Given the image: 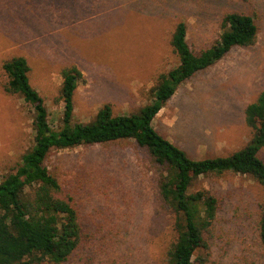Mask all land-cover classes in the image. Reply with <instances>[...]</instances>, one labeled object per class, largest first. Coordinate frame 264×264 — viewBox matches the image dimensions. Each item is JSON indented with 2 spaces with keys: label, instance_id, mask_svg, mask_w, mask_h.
<instances>
[{
  "label": "rangeland",
  "instance_id": "1",
  "mask_svg": "<svg viewBox=\"0 0 264 264\" xmlns=\"http://www.w3.org/2000/svg\"><path fill=\"white\" fill-rule=\"evenodd\" d=\"M228 10L254 16L257 42L234 47L183 83L154 120L194 159L229 156L252 138L245 110L264 90V0H0V180L34 145V109L5 92L4 61L28 60L53 127L62 123L61 71L70 65L85 76L74 93L75 121H91L106 103L132 113L150 102L156 77L179 63L171 44L177 23L186 22L198 53L217 40ZM260 154L264 159V148ZM47 165L73 195L90 237L77 260L161 263L172 221L161 209L150 155L134 139L54 150ZM195 187L220 200L213 264H264L257 232L262 185L226 172L202 176Z\"/></svg>",
  "mask_w": 264,
  "mask_h": 264
},
{
  "label": "trees",
  "instance_id": "2",
  "mask_svg": "<svg viewBox=\"0 0 264 264\" xmlns=\"http://www.w3.org/2000/svg\"><path fill=\"white\" fill-rule=\"evenodd\" d=\"M219 30L213 45L197 53L188 41L186 22L179 21L171 39L179 63L156 77L149 90L150 102L132 113H117L106 103L91 121H75L74 93L85 76L77 65L64 67L60 90L64 113L58 127L50 123L45 100L30 82L28 60L14 56L4 61L5 92L22 95L34 109V145L14 171L0 180V264H118L87 256L77 260L90 237L77 202L65 193L47 159L54 150L126 139H134L150 155L161 209L172 221V239L160 264L214 263L212 234L220 200L210 189L195 185L202 176L234 172L249 175L264 189L260 154L264 148V90L245 110L251 140L229 156L194 159L160 133L154 120L183 83L222 60L234 47L254 45L259 35L254 16L238 10L222 14ZM257 232L264 248V199L259 205ZM101 240L105 242L107 236Z\"/></svg>",
  "mask_w": 264,
  "mask_h": 264
}]
</instances>
